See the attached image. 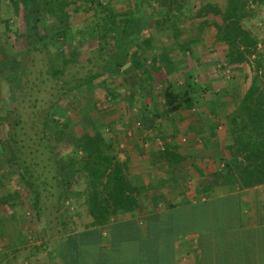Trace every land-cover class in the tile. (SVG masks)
Masks as SVG:
<instances>
[{"label": "trees", "instance_id": "1", "mask_svg": "<svg viewBox=\"0 0 264 264\" xmlns=\"http://www.w3.org/2000/svg\"><path fill=\"white\" fill-rule=\"evenodd\" d=\"M9 1L17 11L19 2ZM28 1L38 4L45 18L57 27L58 31L52 40L53 45L60 48V41L65 40L73 28L74 15L70 12L82 13L78 19L87 29L81 34L80 42L89 46L88 52L82 57L73 52V56L64 58L60 66L55 67L50 62L47 72L61 92H78L101 81L110 64L102 55L104 51H109L108 48L115 49L116 53L122 50L124 62L137 71L142 81L153 82L151 75L157 66L165 72L172 70L173 64L167 50L159 53L153 51L152 37H141L144 33L153 35L167 26L176 27L177 20L182 16L181 8L177 5L183 0H135L142 5L140 8L145 7L151 14L155 10L159 11L160 15L153 25L145 29L127 27L125 30L120 28L121 24H125L126 20H135V15L133 11L116 9L113 4L115 0ZM250 5L263 6L264 0H227L222 7L207 4L197 10V17L206 19L199 28L211 27L215 31L216 43L226 47L222 65L237 70L248 64L250 59L256 65L254 77L249 82L241 104L224 117L228 129L224 149L229 157L221 160L222 169L210 177L231 188L222 197H212V187L207 185L197 192V196L204 198V202L192 204L191 200L185 199L179 204L167 205L165 197L156 195L153 186H133L127 175L126 164L118 160L113 146L99 131L89 134L79 129L78 134L73 130L75 136L71 152L65 156H56L52 137L69 130L68 120L54 122L49 114L50 109L41 120L32 118L29 134L24 128L26 124L21 114L9 122L8 115L11 114L7 111L5 115L0 113V126L3 125L2 128L7 131L12 147L8 153L11 159L8 168L11 171L18 170L20 184L34 203L39 220L45 221V226L48 220L51 225L54 222V226L47 229L40 246L45 251L53 246L55 264H122V261L116 260L118 246L115 239H126L129 226L137 230V244L146 242L147 250L140 252L143 259L139 264H148L150 259L154 264H174L157 260L162 256L161 249L172 241V245L169 243L172 253L164 252V256L173 257V251L176 253V239L192 235L196 237L194 253L197 264H264V205L261 203L258 207L260 220L252 228L246 229L241 223L247 206L239 197L241 192L264 187V58L257 53L259 40L243 25L253 17ZM140 8L137 10L139 13L142 11ZM126 43L132 47L127 49ZM26 52L30 55L31 48L28 47ZM108 54L113 56L115 53ZM97 61L99 73L75 78L76 83L72 86L63 79L71 66L77 69L91 65L95 67L93 63ZM150 63L153 68L146 70L145 65ZM103 87L106 90L105 96L111 98L113 103L119 99L118 94L108 89V85ZM29 89V86L23 87V96ZM127 100L130 105L134 104L132 98ZM161 100L167 108V114H183L191 128L202 130L201 118L193 108L199 102L198 97H194L188 90L176 93L173 85H169L164 88ZM35 107L33 104L30 109L34 111ZM15 109L16 105L11 112ZM212 122L209 131L214 134L216 128H212L215 126ZM160 159L169 166L179 165L183 160L167 148L160 153ZM159 185L165 186L164 181H160ZM80 186H83L81 192L77 190ZM149 191L152 203L161 201L165 212L160 213L158 210L160 214L149 217L141 225L137 219V202L140 194ZM19 194L14 190L13 194L1 197L0 208L10 205L11 201L19 198ZM182 210L189 211L187 216L184 215L188 225L181 222ZM80 213L89 220L87 224L80 222ZM181 224L185 230L175 227ZM148 226L151 228L149 232ZM19 253L17 249L1 250L0 264H17Z\"/></svg>", "mask_w": 264, "mask_h": 264}, {"label": "rangeland", "instance_id": "2", "mask_svg": "<svg viewBox=\"0 0 264 264\" xmlns=\"http://www.w3.org/2000/svg\"><path fill=\"white\" fill-rule=\"evenodd\" d=\"M17 1L19 7L16 11L9 0H0V113L2 115L5 111L10 113L11 115H8L9 122L21 114L26 124L24 128L31 134L29 127L32 126V118L36 117L41 120L42 116L52 109L49 114L52 115L54 122L69 121V130L61 134L56 133L52 137V147L56 156H65L71 152V143L75 136L73 130L80 134L78 130L83 129L89 134L99 131L113 146V152L116 154L127 150V148L132 150L131 159L133 161L131 162L137 165L139 160L135 159L139 152L132 149V143L136 140L137 133L131 132L133 124L139 122L135 121L138 119L136 111L137 109L147 111L142 115L147 116L145 117L148 122L147 126L151 130L148 136L163 138L162 135H171L172 128L168 123L158 126L152 122L157 117L150 116L148 107H150V98H152V103L157 104L160 101L158 98L162 90L173 85L176 93L188 90L194 97H198L199 102L193 108L204 125L202 131L210 137V140H203L200 135L194 136V134L188 135L180 132L177 133L180 144L183 147L198 150L199 154L206 158L205 161L197 162V166L201 169H205L209 173L222 169L221 160L229 157L228 152L224 149L228 135L227 121L224 117L230 115L241 104L256 69L253 59H250L248 64L238 67L237 70L227 69L222 65L226 47L216 43L215 31L211 27L199 28L201 22L206 19L197 17V10L207 4L222 7L227 0H183L177 5L181 8L182 16L177 20L176 27L167 26L159 29L153 35L146 33L142 35L141 38L152 37L153 51L156 50L159 53L167 50L173 64L172 70L166 72L159 66L153 68L151 63L145 65L146 70H150L151 67L154 70L151 76L154 83L159 85L156 90L151 89L153 88L151 82L142 81L137 71L129 63L124 62L122 50L116 53L115 49L108 48L109 51H104L102 55L105 60H109L110 64L106 67L102 80L94 86L74 93L61 92L47 72L50 62L55 67L56 65L60 66L64 58L73 56V52L81 57L88 52L89 46L80 42L81 34L85 33L87 29L78 19L82 13L70 12L74 15L73 28L66 39L60 41L62 47L60 48L58 45L54 46L52 40L53 35L58 31L57 27L45 18L42 8L32 1ZM113 4L116 9L134 12L135 20L131 22L126 20L125 24H121L123 27L120 26V28L123 30L127 27L145 29L147 26L153 25L154 20L160 15L159 11L155 10L151 14V11L145 7L144 9L140 8L142 5L135 0H115ZM139 8L142 9L141 13L137 11ZM249 8L253 12V17L249 21H245L243 25L259 40L260 45L257 53L264 58V5L260 7L250 5ZM199 29L202 30L199 31ZM192 41L196 43H191ZM130 46L132 47L126 43L127 49ZM28 47L32 51L30 55L26 52ZM108 52L115 54L110 56L111 54ZM93 65L95 67L91 65L82 69L71 66L67 71L68 75L63 79L72 86L71 84L76 83L75 78H84L88 73L93 75L99 73L100 71L96 68V65H99L98 61ZM104 85H108V89L118 94L117 101L113 103L111 98L105 96ZM24 86L31 88L25 96H23ZM127 98H132L134 104L130 105ZM33 104L36 106L34 111L30 109ZM15 105L16 109L11 112ZM162 117L160 119H163ZM211 121L215 125L212 128H216L214 134H211L208 129L211 127ZM155 124L157 126L151 128ZM2 126H0V198L10 193L13 194L14 190L18 191L20 196L11 201L10 205L0 208V252L4 249L7 251L20 250L17 264H55L53 246H50L46 251L40 246L47 229L52 228L54 222L51 225L48 220V225L45 226V221L39 220L40 217L34 210V203L20 184L17 176L18 170L11 171L8 168L7 164L11 160L8 158V153L12 147L8 140V133ZM128 132H131L130 137L127 136ZM204 133L202 132L201 135ZM214 137L215 139H213ZM121 146H123L122 149ZM213 152L216 153V160H210L214 156ZM193 163H196L195 160L191 161L189 157L184 158V166L189 167ZM183 172L185 169L178 170V175L180 176ZM82 189L83 186H80L77 190L81 192ZM224 191L227 190L224 189L221 192ZM218 192L216 193L218 194ZM257 192L258 197L256 194L252 195L248 192H243L241 196L243 200L253 199V202L258 198L264 205V187H261ZM82 211L83 209L79 212ZM182 212L181 222H184L183 225H188L189 222L185 216L189 211L182 210ZM80 215V222L87 224L89 220L85 215L81 213ZM183 225L175 227L185 230ZM150 229L148 226V232ZM136 233V228L129 226L128 230L126 229V239L122 240L120 237L115 239V244L118 246L116 260L122 261V264H139L143 259L139 254L141 251L147 250L146 242L137 244ZM203 240L204 238L201 239V242ZM169 243L172 245V241ZM169 243L161 249L163 257L157 258L160 263L164 261L166 263L178 262V257H181L177 256L176 258L177 254H174V251V258L170 255L164 256L166 254L164 252L172 253ZM148 264L154 263L150 259Z\"/></svg>", "mask_w": 264, "mask_h": 264}, {"label": "crops", "instance_id": "3", "mask_svg": "<svg viewBox=\"0 0 264 264\" xmlns=\"http://www.w3.org/2000/svg\"><path fill=\"white\" fill-rule=\"evenodd\" d=\"M152 87L151 89L159 88V85L157 86L154 81L151 82ZM180 83V82H179ZM164 90V89H163ZM162 90V92H163ZM152 93V92H151ZM162 93L159 94L157 104L152 103V98L149 99L150 101V107H148L149 114L154 118L155 121H152L156 123L158 126H160L163 123H168L169 127L172 128L171 135H162L163 138L158 137L154 138L153 136H148L150 134L151 130L150 127L148 128V122H147V116H143L142 113H146L147 111H142L137 109L136 116L138 119L135 121L138 124H140V127H137V124H133L131 132H136L137 136L135 137V141L132 143V149L138 150L139 155L135 159L136 161L139 160L137 165L131 159V152L128 148L127 150L123 152H119L117 154L118 160L121 163L126 164L127 167V175L129 176V180L133 183V186L135 187H149L153 186L156 189V195H162L165 197V201L167 205H175L179 204L180 202H183L185 199L191 200L192 204L202 203L204 202V198L201 196H197V192L199 189L209 185L212 187L213 193L212 197H222L227 193L228 191L221 192L222 190H230L231 188H227L226 186H222L219 180H211L210 177L212 174L218 172V170H213L207 172L205 169H201L197 166V162L205 161V157L201 154H199L198 150H192L194 148L189 147H183L180 142L177 135H174V133H182V134H194V136L200 135L203 137V140H210L209 136H206L204 131L201 129H195L192 126L184 120L185 115L179 116L177 115H171L167 114V108L163 105V101L161 100ZM141 98V97H139ZM138 98V99H139ZM157 100V101H158ZM147 109L146 107H144ZM164 114L165 116L162 117L163 119H160L161 115ZM136 117V118H137ZM163 120H166L163 122ZM143 123V124H142ZM142 124V125H141ZM152 125L151 128H155L157 125ZM144 125V126H143ZM191 127H190V126ZM201 128L204 129V125H202L201 122ZM210 128V127H209ZM208 128V129H209ZM129 130V129H128ZM150 130V131H149ZM219 130V129H218ZM130 131V130H129ZM131 132H128L127 136H131ZM204 133L201 135V133ZM196 134V135H195ZM165 136V137H164ZM189 139V138H188ZM215 139V137L213 138ZM190 140V139H189ZM216 147V144L214 145ZM123 146L120 148L122 149ZM173 147L175 151L173 153L180 158H186L189 157L191 161L195 160L196 163H193L191 166H184V158L179 163V165L176 166H169L161 161L160 159V153L167 148L168 150H173ZM196 149V148H195ZM133 155V154H132ZM213 157L210 158V160H216V153L213 152ZM207 161V160H206ZM209 162V161H208ZM131 163V164H130ZM185 168H180V167ZM185 169V172L178 175V170ZM160 181H164L165 186L159 185ZM260 188H256L248 192L252 195L256 194V197H258V192ZM217 191L218 194L216 193ZM242 193H239V197L243 203L246 204L247 210L244 212L242 216V227L243 228H252L257 224V221L260 220V211H258L260 200H255L253 202V199L249 200H243ZM151 192H143L140 194L138 199V211H137V219L139 220L141 225L149 219V217L153 215H158L160 213H163L165 210V207L161 201H158L157 204L152 203L151 201ZM253 203V205H251ZM183 204V203H182ZM263 204V203H262ZM180 206V205H179ZM161 211L159 213V211ZM165 212V211H164ZM264 215V213L262 214ZM195 236H188L182 238L179 242L176 243V258L178 257V262H175L176 264H197L196 257H195Z\"/></svg>", "mask_w": 264, "mask_h": 264}, {"label": "built area", "instance_id": "4", "mask_svg": "<svg viewBox=\"0 0 264 264\" xmlns=\"http://www.w3.org/2000/svg\"><path fill=\"white\" fill-rule=\"evenodd\" d=\"M136 126H137V127H140V124H137Z\"/></svg>", "mask_w": 264, "mask_h": 264}]
</instances>
